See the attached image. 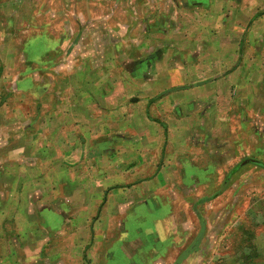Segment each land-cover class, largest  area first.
Returning <instances> with one entry per match:
<instances>
[{
    "label": "rangeland",
    "instance_id": "rangeland-1",
    "mask_svg": "<svg viewBox=\"0 0 264 264\" xmlns=\"http://www.w3.org/2000/svg\"><path fill=\"white\" fill-rule=\"evenodd\" d=\"M145 78L153 83H140ZM223 78L230 80L220 87L221 93L233 96L225 107L217 90L212 96L217 99H202L200 106L195 104L196 111L185 95L157 107L154 114L166 126L162 144L174 147L166 157L169 167L192 173L179 165L183 157L176 153L182 147L191 162L205 169L210 165L213 172L200 180L179 182L194 189V196L211 197L210 203L200 206V219L198 214L192 221L188 214L174 212L167 222L177 217L193 222L187 238L193 226L196 234L200 226L209 225L212 244L209 259L202 264H264V94L257 93L264 80V0H0V248L7 249L9 240L21 238L24 245L30 238L48 236V226L63 221L40 206L54 208L66 200L79 205L66 206L71 210L64 219L93 222L89 230L76 232L78 237H96L100 216L107 232L113 221L125 216L100 215L99 206L96 211L92 207L110 199L108 181L103 183L108 189L104 197L96 191L106 179L102 172L113 175L111 164L126 165L135 154L151 156L159 134L147 126L154 122L145 112L146 100L134 103L131 98L149 90L171 97L182 93L180 89ZM70 79L74 101L81 100L82 89L88 91L86 99L82 96L87 121L79 141L75 132L64 137L71 128L58 127L64 121L65 81ZM241 80L247 86L239 85ZM240 96L246 107L237 102ZM58 111L62 116L55 118ZM131 121L142 130H132ZM81 147L83 156L104 162L89 160L84 166L88 171L81 175L76 170L77 181L68 185L63 160ZM238 165L237 173L224 180ZM151 171L146 166L131 177L119 176L121 185L138 182L131 189L137 203L146 192V183L138 179ZM55 174L59 181H54ZM80 188L86 191L79 192ZM155 188L164 192L167 186L163 182ZM141 207L127 230L138 238L136 233L146 228L147 237L153 238L152 226L136 221L153 217ZM167 213L160 216H171ZM115 253L111 263L125 264L118 248Z\"/></svg>",
    "mask_w": 264,
    "mask_h": 264
},
{
    "label": "crops",
    "instance_id": "crops-1",
    "mask_svg": "<svg viewBox=\"0 0 264 264\" xmlns=\"http://www.w3.org/2000/svg\"><path fill=\"white\" fill-rule=\"evenodd\" d=\"M86 58H88V53H86L85 59ZM146 63L147 62H145V64ZM175 79L177 80L178 78ZM229 80V78H223L211 81L208 85H206L205 83L202 85V87L199 88H192L190 90L180 89L182 93L172 95L171 97L170 95H166V93L164 92L156 95L150 92V90L145 96L134 95L133 98H131L130 102L135 103L141 100H146L147 102L144 106L145 112L148 115L149 119L154 122L148 124L147 126L155 129L159 133L158 136H156L157 141H155L157 145L150 152L151 156L140 153L139 156L135 154V160H130V162L126 165L118 163L117 168H115L114 165H116V163L111 164L113 175L109 174L107 177L105 175V172H102L103 178L106 177V179H102L103 182H100L96 186V191L101 195L102 198V196L104 197L105 194L104 191L110 189V199L108 198L106 203L104 200L100 204L94 203L92 206L95 208V211L99 206L98 209L100 208V215L107 212H115L122 214L125 217L121 220L113 221V226L109 227V230H107L106 232L102 226L104 222L101 220L104 217L100 216L98 218V221L95 222L98 229L96 237H78L76 232L84 229L89 230V228L92 227L91 225L93 224V222H83L70 219L67 220V218L64 219V214L70 213L69 211L71 210V207L68 209L66 208V206L79 205L76 200L75 204H70L71 202H68L67 200L62 206H60V204H55L54 208L41 205V211H50L52 214H54V216L62 219V225L58 224L57 226H48V236L39 239L34 237L30 238L24 245L21 242V238H18L15 243L9 240L7 249L3 250V247L0 248V264H113L111 263V261L114 262L116 259V248H118L119 252L125 257V264H202L203 262L208 260L209 258L207 251L210 249V245L212 244V241L209 238V225L203 224L206 225V227L203 225L200 226V229L199 231H196V234L195 226H193V234L190 238H187V235L192 230L191 225L193 224V222L188 220L185 223V221H179L177 217L176 221H171V223H169L167 222V218L172 217L171 213L177 212L182 214L183 212L188 214V219L192 218V221L194 216L197 217L196 214H198V219H200V206L205 203H210V201L208 200L211 197L206 198L194 196V189L190 190L188 185L185 186L179 182L203 179L204 175L212 172V167L209 165L207 169H205L206 167L201 166L202 164L191 162L190 158L186 156L187 154L183 152L182 147L180 151L177 150L176 153V155L183 157L182 162L179 161V165H182V167L183 165L188 166L187 168H185L192 171V173L188 174V172H184L182 170L181 172H176L175 170L177 168L173 169L174 167H169L171 163H169V160H166V157L168 156V153H170V151H174V147H172L170 144H165V142L162 144V139L164 140V136H166L167 134L166 126L163 124L162 118H157L158 116L154 114L158 110L157 107L160 108L162 106H166L167 102L169 104V101L173 99H175V101H179L180 98L183 99L185 95L186 98L191 100V102L193 103V111H196L195 104L197 106H200L202 99L203 101L211 100L213 98L212 96L215 94L214 92L217 90H219L218 97L221 99L220 102L223 103L221 106L225 107L226 102L232 100L233 96L232 94H228V92L221 93L220 87H222V85H227ZM137 81L138 80H133V83H136ZM145 82L146 84L153 83L152 80H147L146 78L140 83L144 84ZM240 82L241 83L239 85L247 86V83L243 82L242 80ZM65 83H67L68 88V90L66 91L67 100L65 98L67 105L66 109L63 112L64 121L62 120L63 122L58 127L61 126L60 128H71L70 133L66 131L64 137H68V134L73 135V133L75 132L78 133L77 140L79 141L80 135H83V133L85 132L84 121H87L85 119L82 96H87L88 91L82 89V93H80L82 102L78 103L81 100H76L78 102L73 100V83H71V79L70 82L65 81ZM115 83L117 84L118 81L112 84ZM176 83L180 84L182 82L178 81ZM259 86L260 87L257 93L262 95L264 94V80L260 82ZM174 89L179 90L177 88H172V90ZM51 99L53 98L51 97ZM59 101L61 102L62 99L58 98V102ZM237 102L243 107L247 106V102L244 104L241 96L237 100ZM57 104L59 105V103ZM178 112H181V110L177 111V113ZM199 113L200 110H198V114ZM60 116H62V114L60 115V111L54 114L55 118H58ZM144 118L148 120V118ZM130 123H133V125L135 126V128L132 130H134L136 133L139 132L138 130H142V128H138L137 124L134 121H131ZM130 123L129 125H132ZM76 124H79V126H76ZM74 127H76V129H74ZM95 134H99L98 129H96ZM97 139H99V137H97ZM77 140L75 142H77ZM65 143H68L67 139H65ZM96 148H98V150L100 151V144H97ZM82 149L83 147L80 148V151L72 153L74 154V156H66L63 160V165L68 166L67 169H65L66 171L63 173L64 181L67 183L69 182L68 185H72L73 183H75V179L77 181V177H75L76 174H73L76 170H79L81 172V175L84 172L88 171V167L84 166H88L89 160L95 161L99 164L101 163V165L104 162L100 157H91V159H89L86 156H83L85 152L83 153ZM149 151L150 150L147 149L145 152ZM137 159L139 160L138 162ZM231 163L232 161H230V164ZM245 163H248V160H246ZM146 166L151 168L152 171L143 173V176L138 179L139 182L146 183V192L144 193L145 199L143 201L140 200L142 203H144L142 204L141 202L137 203V196L131 190L132 187L137 186L138 182L135 181L131 183L128 181L126 182V184L121 185L119 176L124 178V174H126L127 176L131 177L135 173H141L140 169ZM118 167H120L119 171L117 170ZM239 168L240 165L236 166L235 168H230L232 170L228 174V176L224 178V180L228 181L230 177L237 173ZM49 177L52 180V176L49 175ZM54 177V181L60 180V178L58 179V176L56 174L54 175ZM207 177L208 176H206V178ZM81 178L87 179L86 176ZM106 181H108V189L103 188V183ZM163 182L167 186V188L164 189V192L159 191L158 188H155L156 186L158 187L160 183L161 185H163ZM85 189H87V186ZM85 189L80 188L78 189V191L84 192L86 191ZM225 189L226 186L224 187V190ZM219 194L220 193H216V196H218ZM75 195H77L76 192L73 194H68L67 197L71 198ZM86 195H88V192H86ZM213 197L215 198V196ZM125 198L130 200H128V202L126 203V201H124ZM156 203L157 205H155ZM138 206L147 208L148 213L153 215L151 219H148L146 215L144 217L140 216L136 220L137 222H142L145 226L147 224H150L152 226L149 229L154 236L153 238L147 237L148 235L144 231V229L146 228L140 229L136 233L140 234L138 235V238H133L130 231L127 230V223L132 220ZM173 206H177V209L173 210ZM182 206L186 207L181 208ZM161 212H169L167 214H171V216L166 215L167 217H161ZM80 223L82 226H79ZM107 225L111 226L110 224ZM110 228L112 229L110 230ZM67 229L71 231L67 233ZM160 229L165 230V232L160 233ZM202 229L205 231L204 234L201 233ZM1 240L2 239H0V241ZM14 246H18L17 251L14 250Z\"/></svg>",
    "mask_w": 264,
    "mask_h": 264
}]
</instances>
